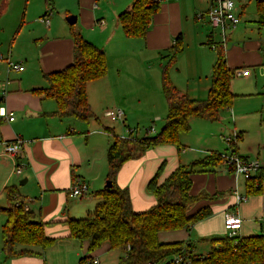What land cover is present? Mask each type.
<instances>
[{"label": "crops", "instance_id": "0c3cea01", "mask_svg": "<svg viewBox=\"0 0 264 264\" xmlns=\"http://www.w3.org/2000/svg\"><path fill=\"white\" fill-rule=\"evenodd\" d=\"M211 2L164 0L159 11L153 15L145 36L127 38L117 22V16L131 5L132 0H39L35 14L43 16L49 8V25L34 19L28 30L32 40L27 50L5 55L11 61H21L23 70H8L6 60L0 61V105L14 114L12 121L0 120V214L4 215V219H0V264H79L81 257H96L98 264L118 262L121 255L119 249H111L104 243L89 251L87 240L68 234L66 219L84 217L99 201L94 193L93 198L87 197L105 185L106 150L112 141L111 133L125 136L128 128L133 130V134L137 130L140 133L137 127L141 124L164 118L167 103L162 89V65L167 59L166 51L178 34L184 42L191 37L195 45L190 69L194 75L184 77L178 72L185 59L182 52L177 57L179 66H175L177 60L169 68V79L190 98H206L215 60V53L208 49V45L215 42L216 28L209 24L205 16L196 19L195 14L205 11ZM233 2L240 23L226 34L223 46L226 62L229 67L249 71L246 76H237L244 78L249 86L264 88V27L259 29L255 23L257 12L250 15L249 23L242 22L250 2H253L256 11L255 0ZM192 13L193 19L190 17ZM68 16H74L75 27L106 56V75L86 84L87 99L93 113L87 121L72 116L58 117L54 114L56 104L53 99L31 92L34 88L48 85L45 74L60 70L73 60L74 46L70 36L71 24L66 20ZM184 23L189 29L186 30ZM97 102H101L99 106ZM133 102L155 104L143 110L135 107ZM109 107L123 109V118L119 121L105 118L103 111ZM189 123L190 129L179 135L180 151L172 144H162L121 165L115 181L119 187L127 188L134 211H144L155 202L146 185L161 164L159 182L179 164H188L210 152L227 155L233 151L264 164V149L254 153L255 157L250 156L252 148L239 144L245 133L237 127L231 134L224 135L226 129L222 122L215 124L219 121L190 118ZM233 133L237 139L230 147L224 137ZM258 134L261 144H264L262 126ZM15 138L23 140V152L13 158L3 152V143ZM15 163L22 165L19 174L14 172ZM77 176L88 185V194L81 197L70 193V186ZM191 181L192 195L204 193L209 197L192 204L189 213L209 206L212 215L189 229L160 231V241L189 242L193 254L205 255L210 250V239L227 234L223 224L226 213H235L241 218L239 236L262 233L264 179L260 193L248 194L245 178L230 172L222 161L209 171L192 174ZM12 185L25 197L26 206L34 218L45 223L46 234L55 238L43 251L31 247L32 252L7 255L2 250L1 226L6 219L2 208L9 206L4 189ZM236 193L246 195L247 199L237 202ZM16 248L22 247L18 245ZM115 250L120 253H115Z\"/></svg>", "mask_w": 264, "mask_h": 264}, {"label": "trees", "instance_id": "16d2710c", "mask_svg": "<svg viewBox=\"0 0 264 264\" xmlns=\"http://www.w3.org/2000/svg\"><path fill=\"white\" fill-rule=\"evenodd\" d=\"M162 1L132 0L131 5L117 16L124 35L127 38L144 37ZM255 7V23L261 29L264 27V0H255ZM70 36L74 46L73 60L64 68L45 74L48 85L34 88L31 92L53 99L56 104L54 114L58 117L72 116L87 121L93 117V113L87 99L86 84L106 75V56L102 49L86 40L74 24L70 26ZM182 49V37L178 34L162 65V89L167 103L164 124L153 134H149L150 128L146 129L142 136L131 133L123 137L111 133L112 141L106 150V180L111 185L94 192L99 201L91 213L85 217L66 219L68 234L79 240H87L89 251H94L104 243L111 249H119V264L162 263L169 256L181 254L184 249L188 248L192 252L189 242H162L158 233L189 229L191 225L212 215L209 206H203L193 213H189L188 209L200 199L209 197L204 193H190L191 175L209 171L221 163L222 158L217 152H210L188 164H179L159 182L163 168L161 164L146 185L147 191L155 197V202L144 211L132 209L127 188L119 187L115 181L124 162L140 158L151 147L172 144L180 151L179 135L190 129V118L218 121L220 112L231 107L234 98L231 81L237 68L228 66L222 42L215 43L210 87L206 98L201 100L190 98L169 79V68L176 62ZM229 170L232 172V169ZM263 179V171L245 179L247 193H260ZM4 191L9 206L2 208L6 215L1 226L2 250L7 255L29 253L32 252L31 247L45 250L55 241L54 237L46 234L45 223L36 220L30 210L24 209L27 202L17 187L7 186ZM209 242L210 250L205 255L190 254V264H264L263 233L234 237L226 234L212 238ZM18 245L22 248L17 249ZM88 258L81 257L80 261Z\"/></svg>", "mask_w": 264, "mask_h": 264}, {"label": "rangeland", "instance_id": "374dc122", "mask_svg": "<svg viewBox=\"0 0 264 264\" xmlns=\"http://www.w3.org/2000/svg\"><path fill=\"white\" fill-rule=\"evenodd\" d=\"M38 3L39 0H34V1L27 0V4L25 0H0V54L2 56L5 55L8 56L12 54L15 55L27 50L29 42H31L32 40L31 35L28 31L29 29H31L32 26L31 22H33L34 19L35 21H37L40 18V16L35 14L37 12ZM254 14H256L254 4L253 2H250L245 10L244 16L242 18V22H244L245 24L249 23L248 21L250 20V15H254ZM190 17L193 19V13L191 14ZM187 26L188 25L184 23V27H186V30L189 29V26L188 27ZM207 27L209 30H211L209 25H207ZM189 35L190 34H188V36ZM174 39L175 36L173 38V42ZM214 39L215 42L213 43L221 42V34L219 29H214ZM182 45H183V49L178 54V56L182 52H184L185 59L183 60L182 63V69L177 71L179 73L181 72L180 74L184 77H193L194 74L190 69L192 64V56L195 51V47H194L195 45H193V41L191 37H187V40H185V42L182 37ZM209 45H208V49L212 50V52L215 53V49L211 47V44ZM210 47L212 49H210ZM166 53L169 54V50H167ZM177 60L178 58H176V62ZM175 66L176 67L179 66V60L177 62V65L175 63ZM246 82L247 81H245L244 78L237 76L232 80L231 88L234 91V93L232 92L234 94L232 105L230 108L223 109L220 112V118L218 120L219 123H215V124H220L222 122L221 124H223V128L226 129L224 135H227L228 133L231 134L232 132L235 131L236 127L237 130L244 131L245 136L243 140L239 141V144L241 145L243 144V146H245L246 148L247 147L252 148V152L250 153V156L255 157L254 153L264 149V144H261L260 137L258 134L260 130V126L264 128V88L257 89L254 88L255 86H249ZM100 103L101 102H97V105L99 106ZM133 103L135 107H140L143 110H148L149 107H152L155 104L153 102H133ZM109 108H113V107H109ZM164 111H165L164 118H159L156 120L152 119L150 120L149 123L141 124L139 127H137L140 133H137L138 130L136 129V127H134V129L137 130L136 132H134V135L142 136L146 133V129L148 128H153V130L148 131L149 134H153L156 131H158L161 128V126L164 124V119L167 114V104L165 106ZM127 136L128 133L124 137ZM76 178L80 179V177L78 176ZM93 193L94 192H91L90 196L87 198L88 199L93 198ZM4 196L6 197L5 194ZM92 211L93 210L91 209L89 210L88 213H91ZM1 218L4 219L3 214H0V219ZM114 252L120 253L118 250H115ZM106 264H119V263L114 260V261H107Z\"/></svg>", "mask_w": 264, "mask_h": 264}, {"label": "built area", "instance_id": "2783aa9c", "mask_svg": "<svg viewBox=\"0 0 264 264\" xmlns=\"http://www.w3.org/2000/svg\"><path fill=\"white\" fill-rule=\"evenodd\" d=\"M51 10L48 8L43 16H40L39 21L46 26L49 25V16ZM206 17L209 24L216 29H219L221 34V42L224 46L225 37L228 31L235 28L240 23V16L235 13V5L233 0H212L211 4L205 11H199L195 14L196 19ZM212 48H215V43H210ZM5 59L7 62L8 70L22 71L23 65L21 61L14 62L8 57L4 58L0 54V61ZM235 76H246L249 71L244 68H237L234 72ZM103 116L110 121H119L124 116V111L121 108L113 107L107 108L103 111ZM12 121L14 114L12 111H8L5 106L0 105V120ZM149 130H153L150 128ZM128 135L133 133V130L127 129ZM124 137V136H123ZM237 139V135L233 133L231 136L224 137V141L232 147ZM3 152L13 158L19 157L23 152V140L21 138H15L12 141L3 143ZM222 161L232 169V173L240 175L245 179L257 174L259 171L264 172V164L254 158H247L239 156L233 151L227 155H220ZM22 165L15 163L14 172L19 174L21 172ZM88 192L87 184L79 178H75L70 187V193L72 196L81 197ZM237 202L247 199L246 195H240L236 193ZM27 210V206L24 207ZM224 228L228 236H237L241 227L242 220L235 213H226L224 216ZM262 233L264 234V221L262 225ZM192 252L187 248L184 249L181 254H174L162 263H146V264H190V254ZM79 264H98L96 257L88 258L84 261H80Z\"/></svg>", "mask_w": 264, "mask_h": 264}, {"label": "water", "instance_id": "95a60500", "mask_svg": "<svg viewBox=\"0 0 264 264\" xmlns=\"http://www.w3.org/2000/svg\"><path fill=\"white\" fill-rule=\"evenodd\" d=\"M66 20H67L70 24H74V16H68V17L66 18ZM20 183H22V182H20ZM110 185H111L110 181L106 180L104 187H109Z\"/></svg>", "mask_w": 264, "mask_h": 264}]
</instances>
